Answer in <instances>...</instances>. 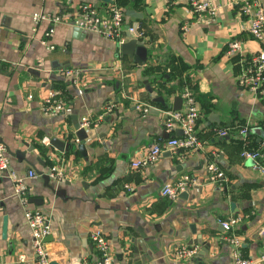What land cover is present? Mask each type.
<instances>
[{"label":"crops","instance_id":"crops-1","mask_svg":"<svg viewBox=\"0 0 264 264\" xmlns=\"http://www.w3.org/2000/svg\"><path fill=\"white\" fill-rule=\"evenodd\" d=\"M210 1L217 13L199 17L188 0H111L107 5L123 11L118 42L75 25L81 0H0V142L23 152L6 151L9 169L0 176V264H36L26 209L47 215L45 246L60 264L98 260L90 237L95 228L108 239L112 264H198L199 254L208 264H231L235 249L254 259L264 254V93L239 82L244 61L264 40L246 29L245 0ZM258 2L264 10V0ZM107 5L97 3L100 14ZM33 12L46 18L34 22ZM49 27L52 49L42 42ZM130 38L145 47L143 60L140 51H121ZM231 40L239 41L240 55L225 53ZM62 68L78 72L62 76ZM148 87L167 107L151 100ZM185 87L197 101L200 147L165 148L153 163L132 168L130 161L151 144L177 135L180 128L168 132L162 121ZM51 89L62 92L65 107L46 115L41 104ZM84 117L96 124L84 126ZM76 122L86 128L80 141ZM51 137L83 148L59 151ZM244 149L257 158L241 156ZM211 163L223 174L215 181ZM53 167L61 178L40 174ZM185 175V192L160 194L163 184ZM16 177L23 179L22 195L15 193ZM231 215L240 220L225 230L220 220ZM182 245L196 246L197 253L177 258Z\"/></svg>","mask_w":264,"mask_h":264},{"label":"built area","instance_id":"built-area-1","mask_svg":"<svg viewBox=\"0 0 264 264\" xmlns=\"http://www.w3.org/2000/svg\"><path fill=\"white\" fill-rule=\"evenodd\" d=\"M100 0H81L80 2V15L76 20L75 25L83 30L96 31L102 36L117 40H122V24H123V11L120 7L115 5H107V12L102 15L98 11L97 3ZM188 3L197 16L210 15L213 16L217 13L218 5L212 3L210 0H188ZM241 12L246 15L247 19V31L252 34L257 40H264V10L259 4L258 0H245L241 4ZM46 15L40 12H33L32 20L38 22L45 19ZM54 28L49 27L44 33L42 42L47 44V38L52 34ZM129 34L134 31L131 26L127 28ZM47 47L52 49V44H47ZM225 53L228 56H234L241 53V47L238 40H231L227 44ZM76 68H62L58 73L62 76L71 77L73 74H77ZM239 82L249 90L255 93H264V47H261L258 51L251 54L243 63L242 69L239 75ZM181 96L183 99V105L179 109H168L164 112L163 125L168 132H173L176 127L180 128L182 135H172L167 139L157 141L151 144L144 153L138 158L130 161L132 168H139L147 164L153 163L158 159L161 152L165 148L172 150L175 149H187L196 150L200 147V142L194 135V126L199 115L197 101L189 90L185 87ZM111 105H107L110 107ZM65 107V99L61 91L51 89L47 92L41 104V111L46 115H54ZM82 124L84 126L95 125L96 122L86 117L82 118ZM246 128L240 130L245 134ZM218 134H225L224 129L216 130ZM241 156L250 157L256 159L257 152L242 150ZM260 168H262L260 166ZM9 169V158L6 153L4 145L0 142V176ZM209 179L212 181L217 180L223 176L222 171L218 169V166L214 163L208 164ZM11 174V173H10ZM33 170H28V175L34 176ZM49 175L53 178H61L62 172L55 167L51 168ZM15 193L22 195L24 192L23 179L15 178ZM190 178L183 176L173 184H163L160 188V194L162 196L175 197L180 190H183L189 186ZM25 199V198H23ZM25 219L29 226L32 236V246L34 251V257L36 264H50L51 260L45 246V238L50 234L51 229L49 220L46 214L38 210H25ZM240 220L239 215H231L227 218L220 220L222 227L225 230H230L232 225ZM260 234L264 237V226L260 228ZM91 240L96 247L99 258L92 264H112V258L109 252V243L105 233L100 228H95L90 232ZM230 242L235 246L239 245V240L235 237H228ZM197 253L196 246L182 245L178 247L174 255L177 258H186L193 256ZM20 260L24 259V255L19 256ZM231 264H264V254L259 258L244 257L235 249L233 254V260Z\"/></svg>","mask_w":264,"mask_h":264},{"label":"water","instance_id":"water-1","mask_svg":"<svg viewBox=\"0 0 264 264\" xmlns=\"http://www.w3.org/2000/svg\"><path fill=\"white\" fill-rule=\"evenodd\" d=\"M110 1L111 0H102V3H103V5H107ZM120 48H121L122 52H126L128 54H130L132 50L136 51V52L140 51V54H141L140 55V57H141L140 59H142V60L146 56L145 47L142 45L141 41L137 40L136 38H130L126 42L121 43L120 44ZM147 90L149 91V93L151 95V100L152 101L159 102L163 107H167V102L165 101V98L162 95L158 94L155 90H152L149 87L147 88ZM181 103H182V98L180 96H176L174 98L173 106H172L171 109H174V110L179 109L181 107ZM74 126H75V129H76L75 132H74V134L76 136V139L78 141L84 139L87 136L86 128L80 126L79 122H76L74 124ZM180 130H176L175 131L177 135H180V133L182 132ZM48 142H49V144L51 146H53L54 148H56L57 150L62 151V152H69V151L74 150L76 148L81 151L82 148H83V144H80V143L79 144H75L74 141H65V140H61V139H59L57 137H51ZM6 151L9 154H12V155L14 154L16 156H23V152L22 151H20L18 149L11 150L8 146H6ZM20 159L21 158H19V160ZM40 174L42 176H44V178H47V179L50 178V175H49L48 171H46L44 173H42L40 171ZM49 188L51 190H53V188L51 186H49ZM54 191L56 192V194L58 193L57 189L56 190L54 189ZM185 191L186 190H183L182 192H185ZM6 230H7V219H6V216H4L3 220H2V237L3 238L6 237ZM49 238H50V235H48L45 238V240L49 239ZM197 261H198V264H208L207 262L202 260V255L201 254H199L197 256ZM50 264H60V263L52 261ZM64 264H81V263H80V260H79L77 263H73L71 261H68V262H66Z\"/></svg>","mask_w":264,"mask_h":264}]
</instances>
